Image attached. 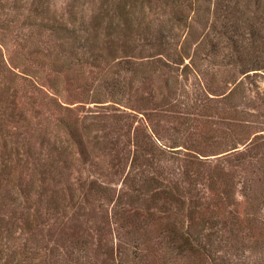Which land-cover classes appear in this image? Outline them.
<instances>
[{
	"label": "rangeland",
	"instance_id": "obj_1",
	"mask_svg": "<svg viewBox=\"0 0 264 264\" xmlns=\"http://www.w3.org/2000/svg\"><path fill=\"white\" fill-rule=\"evenodd\" d=\"M0 264H264V0H0Z\"/></svg>",
	"mask_w": 264,
	"mask_h": 264
},
{
	"label": "trees",
	"instance_id": "obj_2",
	"mask_svg": "<svg viewBox=\"0 0 264 264\" xmlns=\"http://www.w3.org/2000/svg\"><path fill=\"white\" fill-rule=\"evenodd\" d=\"M191 249H193V251L195 250V248L194 247H191ZM196 251V250H195Z\"/></svg>",
	"mask_w": 264,
	"mask_h": 264
}]
</instances>
